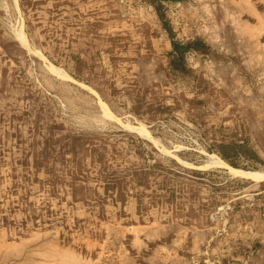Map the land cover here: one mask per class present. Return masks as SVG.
Instances as JSON below:
<instances>
[{"label": "rangeland", "instance_id": "1", "mask_svg": "<svg viewBox=\"0 0 264 264\" xmlns=\"http://www.w3.org/2000/svg\"><path fill=\"white\" fill-rule=\"evenodd\" d=\"M0 264H264V1L0 0Z\"/></svg>", "mask_w": 264, "mask_h": 264}, {"label": "trees", "instance_id": "2", "mask_svg": "<svg viewBox=\"0 0 264 264\" xmlns=\"http://www.w3.org/2000/svg\"><path fill=\"white\" fill-rule=\"evenodd\" d=\"M207 47L205 46V44L200 41H194L191 43H188L187 45H181L180 43H174V50L177 52H181V51H185V50H189V49H195L197 51L200 50H205Z\"/></svg>", "mask_w": 264, "mask_h": 264}, {"label": "crops", "instance_id": "3", "mask_svg": "<svg viewBox=\"0 0 264 264\" xmlns=\"http://www.w3.org/2000/svg\"><path fill=\"white\" fill-rule=\"evenodd\" d=\"M261 1H264V0H261ZM252 16H254V15H258L259 16V12H257V10L255 9V8H252L251 10H250V12H249Z\"/></svg>", "mask_w": 264, "mask_h": 264}]
</instances>
